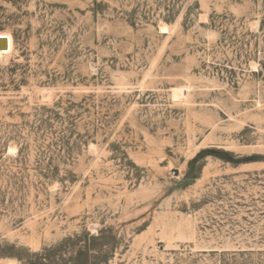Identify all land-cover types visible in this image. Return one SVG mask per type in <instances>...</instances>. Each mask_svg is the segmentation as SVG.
<instances>
[{
  "label": "rangeland",
  "instance_id": "374dc122",
  "mask_svg": "<svg viewBox=\"0 0 264 264\" xmlns=\"http://www.w3.org/2000/svg\"><path fill=\"white\" fill-rule=\"evenodd\" d=\"M0 264H264V0H0Z\"/></svg>",
  "mask_w": 264,
  "mask_h": 264
}]
</instances>
